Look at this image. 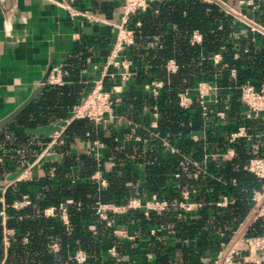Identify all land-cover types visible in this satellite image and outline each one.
<instances>
[{
    "label": "trees",
    "instance_id": "trees-1",
    "mask_svg": "<svg viewBox=\"0 0 264 264\" xmlns=\"http://www.w3.org/2000/svg\"><path fill=\"white\" fill-rule=\"evenodd\" d=\"M136 23L140 26L136 27ZM128 26L135 31V42L127 56L138 67L143 66L145 58L150 67L147 71L140 70L137 83L158 74L165 77L160 67L169 59L175 60L179 70L169 77L168 91L157 99L136 98L134 92H130L122 99L118 112L146 127L149 106L157 105L159 139L166 138L181 154L201 161L207 151L204 140L194 143L180 136L190 130L186 128L188 115L176 106L178 91L198 80L214 81L222 89L220 97L224 104H228L231 114H235L239 103L234 88L245 82L256 89L264 84V38L252 40L251 35L239 31L234 19L225 16L216 5L201 0L155 1L147 11L132 15ZM193 32L201 35L199 44L190 42ZM153 40L157 42L156 47L150 46ZM215 54L221 56L217 65L210 59ZM231 70L235 71V78L230 77ZM78 96L75 90L65 86L46 85L37 100L14 123L32 129L44 126L52 117L65 116L77 103ZM191 119L192 130L199 131L200 119L197 115ZM258 121L264 128V119ZM233 122L236 120L228 121V128ZM126 127L134 135L133 129ZM216 130L211 129L208 136L219 150L226 146V142L225 137L215 138ZM86 134L90 140L97 139L105 144L99 162L87 152L74 154L70 151L74 140ZM135 134L147 138L149 146L129 143L120 149L113 137L106 136L103 130L97 131L90 122L73 121L64 132L61 161L46 165L47 173L42 178L17 182L5 190L6 228L14 234L4 264H78L72 259L77 251L86 255L82 264H206L205 259L215 258L221 249L220 243L229 239L249 212L251 192L259 185L241 167L251 154L247 155L243 142H239L236 156L231 161L220 165L211 163L205 177L194 179L189 176L191 166L182 172L179 159L166 160L159 139L144 130ZM22 142L21 136L9 135L7 129L0 131V148L14 151ZM152 146L154 150H150ZM110 158L115 164L112 167L109 166ZM9 159L7 168L14 169L18 165L17 159ZM96 171L107 181L105 188H100L91 179ZM178 171L181 176L175 179L174 174ZM232 180L235 184L231 183ZM182 188H197L199 196L192 200L202 202L203 206L189 215L182 213L180 218L173 209L159 215L150 213L148 218L139 210L113 216L115 223L134 236L133 241L114 236L112 229L94 213L97 202L123 205L136 193H153L172 203L180 200ZM24 195L29 197L30 204L20 210L13 209L11 204L20 201ZM221 195L230 197L234 203L225 209L217 208L215 202ZM61 204L66 209L67 224H64L60 212L53 217L43 215L46 208L57 209ZM90 225L95 227L94 231L89 230ZM153 228L161 230L152 234ZM253 230L260 232L258 222ZM23 239L27 240L24 244ZM1 242L0 227V261L3 258ZM54 243L58 245L55 252L50 248ZM111 248H114L116 257L109 256ZM146 255L151 258L147 260Z\"/></svg>",
    "mask_w": 264,
    "mask_h": 264
},
{
    "label": "built area",
    "instance_id": "built-area-1",
    "mask_svg": "<svg viewBox=\"0 0 264 264\" xmlns=\"http://www.w3.org/2000/svg\"><path fill=\"white\" fill-rule=\"evenodd\" d=\"M159 0H124L122 7L121 17L118 23L114 24L116 30V38L107 58V62L103 67V74L101 77L93 81L88 93L84 96L82 101L76 105L69 118L64 123L65 125L71 124L75 120H86L90 122L97 131H102L108 126L113 128V124L122 121L125 126H130L134 135L128 139H120L117 136L113 137V142L118 145L120 149H124L125 145L129 143H139L149 146L150 141L143 138L140 134H135L138 130H144L146 134L155 139H159L157 131L159 126V113L157 105L149 106L146 117L149 118L147 126L140 123H135L129 120L126 116L119 113L118 106L120 101V90L117 85H113L110 89L104 86V77L110 79L118 78L121 83L128 84L131 87L134 84L135 77L139 69L135 62L127 56V51L134 45L135 31L129 28V21L132 15L140 12L147 11L151 4ZM207 4H213L225 15L235 20L239 25V31L251 35L252 40L264 38V24L255 20L245 12L246 9L250 13H257L262 7V0H237L233 5L228 0H201ZM236 5V6H235ZM243 9H245L243 11ZM140 23H136L139 27ZM202 38L198 32H193L190 42L192 44H199ZM213 64L217 65L221 61V56L218 54L213 55L211 58ZM161 68L164 70L166 77L150 79L146 84L144 91L149 99H157L162 93L168 91L169 77L177 74L179 66L175 60H167ZM230 77L235 78L236 73L234 70L230 71ZM59 78L51 77L47 81L50 85L58 84ZM221 88L217 86L214 81L198 80L190 87L182 88L178 91L176 98V106L185 115H188V123L186 128L189 133H181L180 136L184 139L196 143L199 140H206L208 132L214 121L226 119V114L230 110L228 104H224L221 99ZM238 95V103L240 105V114L245 119H264V84L259 89H256L251 83L245 82L234 88ZM149 95V96H148ZM197 115L201 121L199 131H193L192 116ZM86 138L89 134L85 135ZM254 139H264V128L260 131L252 132L250 126L246 123L233 122L232 129L225 135L226 146L222 149H212L211 151L204 152L201 161H195L190 156L181 154L179 149L171 144L166 138H160V147L162 154L166 155V160H178V166L182 172H186L188 167L191 166V174L194 179L205 177L208 173L207 167L211 163L222 164L231 161L236 156V145L239 142L251 141ZM60 141V134L56 135L50 141L48 147ZM87 150L88 155H92L95 161L99 162L102 159L101 150L105 148V144L100 140H92L89 143ZM47 148L45 152L49 149ZM154 147H150V150ZM44 152V153H45ZM40 160L37 159L34 163H30L24 173L19 176L17 182L30 180L29 170L34 166L39 165ZM114 162L109 160V166H114ZM242 170L252 175L259 185L254 187L251 192V209L246 218L247 224L243 227L241 223L235 230L232 231L229 239L220 243V251L216 257L210 259L208 264H264V154H252L242 164ZM49 175L52 176L53 172L50 171ZM181 176V171L174 174V178L178 179ZM92 180L97 182L100 188L107 186V181L102 177L99 171H96ZM235 184V180L231 181ZM177 188V186H175ZM180 200H175L170 203L167 200L159 199L156 194L150 193L146 195L135 194L130 196L126 203L123 205H115L111 203L95 204V215L99 220L105 222L107 227L112 229V234L119 239L133 241L134 236L131 235L126 228L120 224L115 223L113 216L122 215L129 210H139L143 215L148 218L150 213L162 214L173 209L177 212V217L180 218L182 213L191 214L203 206L200 201H193L192 198L199 196L197 188L191 190L182 188L180 189ZM71 203V200H67ZM234 200L226 195L221 197L215 202L217 208L225 209ZM30 204V199L27 195L22 196L20 201H15L11 207L15 210H20ZM0 217H1V231H2V249L3 259L5 260L7 251L11 245V237L14 232L6 228V208L7 205L4 200V192L0 197ZM56 212H60L64 224H67L66 209L64 205H59L57 209L54 207L46 208L43 211L45 217H53ZM260 223V234H248L247 227L253 223ZM89 230L94 231L95 227L90 225ZM160 228L151 229V233L155 234L160 232ZM223 237V234L220 235ZM23 244L27 242L26 239L22 240ZM50 248L55 252L58 250L57 244H52ZM111 257H116L114 248L108 250ZM72 259L78 264H82L86 260V255L82 251H77Z\"/></svg>",
    "mask_w": 264,
    "mask_h": 264
},
{
    "label": "crops",
    "instance_id": "crops-1",
    "mask_svg": "<svg viewBox=\"0 0 264 264\" xmlns=\"http://www.w3.org/2000/svg\"><path fill=\"white\" fill-rule=\"evenodd\" d=\"M228 1L233 5L237 2ZM123 4L124 0H0V118L29 95L50 63L53 69L49 78H59V83L53 86H65L79 95L77 103L68 109L65 116L52 117L44 126L32 129L13 123L6 128L9 135L21 136L23 142L14 151L0 148V197L8 186L16 183L30 163L40 160L38 166L29 170L31 180L45 176V166L60 162L63 158L64 153L60 147L65 144L64 132L70 125H65L64 121L88 93L93 81L103 74L102 69L116 38L114 24L120 20ZM261 5L257 13H250L248 9L243 11L264 24V0ZM156 44V40H153L150 46L156 47ZM149 68L148 61L144 58L143 66L138 67L139 72ZM137 76L131 87L121 83L118 78L109 77H104V86L106 89L118 86L120 104L130 92H134L136 98H147L145 84L150 79L166 77L161 74L150 76L139 84ZM46 85L50 84L47 82ZM240 111L239 105L235 114H231L229 110L226 119L212 124L211 129L217 128L215 138L225 137L232 129V126L228 128V121L231 119L248 124L252 132L262 129L260 121L245 119ZM103 133L128 140L132 136V132H128L122 121L113 124V128L108 126ZM58 134L60 141L49 148L50 141ZM91 141L85 136L77 137L70 146L71 153L87 152ZM204 142L207 144V152L215 149V141L210 136ZM243 144L247 155L264 154V139L245 141ZM47 148L49 149L45 152ZM9 158L17 159L18 165L14 169L7 168ZM248 213L237 227L243 223L244 229ZM256 223L247 227L248 234H260L261 231L257 233L253 230ZM258 224L260 227L259 222ZM146 258L148 260L151 256L146 255ZM210 259L212 257L205 259V263L208 264ZM4 262L2 258L0 264Z\"/></svg>",
    "mask_w": 264,
    "mask_h": 264
},
{
    "label": "water",
    "instance_id": "water-1",
    "mask_svg": "<svg viewBox=\"0 0 264 264\" xmlns=\"http://www.w3.org/2000/svg\"><path fill=\"white\" fill-rule=\"evenodd\" d=\"M53 65L50 63L44 74L31 89L29 95L22 100L14 109L0 118V131L6 129L13 124L30 106L34 103L40 95L43 87L46 85L48 78L52 72Z\"/></svg>",
    "mask_w": 264,
    "mask_h": 264
}]
</instances>
